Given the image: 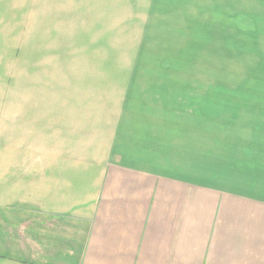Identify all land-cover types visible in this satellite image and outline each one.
Here are the masks:
<instances>
[{
  "label": "crops",
  "instance_id": "0c3cea01",
  "mask_svg": "<svg viewBox=\"0 0 264 264\" xmlns=\"http://www.w3.org/2000/svg\"><path fill=\"white\" fill-rule=\"evenodd\" d=\"M148 24L218 42L203 57L225 75L186 114L154 81L141 113L129 93L108 119L53 118L47 144H0V264H264V0H0V35L67 61Z\"/></svg>",
  "mask_w": 264,
  "mask_h": 264
},
{
  "label": "rangeland",
  "instance_id": "374dc122",
  "mask_svg": "<svg viewBox=\"0 0 264 264\" xmlns=\"http://www.w3.org/2000/svg\"><path fill=\"white\" fill-rule=\"evenodd\" d=\"M147 27L148 33L128 35L118 32L113 41L111 35L109 40L102 37L95 44L96 49L85 50V56L68 58L69 62L65 60L67 56H53V52L46 48V41L31 40V33L25 34L28 39L19 42L13 40L16 37L13 28L9 29L11 33L8 36L1 34L0 144H47L45 125L53 126V118L58 119L60 114H73L108 119L113 107L120 108L125 97H143L129 100L135 104V112L141 113L144 107L141 104L153 91L151 82L154 81L162 84V88L154 90L161 92L165 101L172 99L174 111L178 109L181 114H186L189 98H192V103L197 100L202 104V97L209 92V87H204L205 82L214 87L225 75L214 69L217 60L213 54L209 52L207 58L203 57L206 43L211 50L219 43L203 41V34H197L196 40L190 42L186 40L187 36L182 35V38L171 40L161 25L156 27L164 32L161 36L166 40L160 41L149 38L155 31L150 24ZM250 27L243 26V31ZM16 43L19 48L14 47ZM253 47V41H244V48ZM138 52L140 56L135 54ZM220 57L217 59L224 58ZM17 59L20 65L16 64ZM208 59L211 67L205 72L203 65ZM61 68L70 69L55 70ZM72 68L81 69L75 71ZM210 91L213 92L214 88ZM129 93H132L131 98ZM115 101L116 105H112ZM106 122L99 121L100 128ZM55 128L52 129V141L59 133L58 127ZM90 142L91 138H84V144Z\"/></svg>",
  "mask_w": 264,
  "mask_h": 264
}]
</instances>
